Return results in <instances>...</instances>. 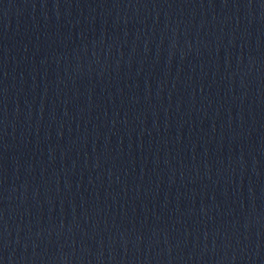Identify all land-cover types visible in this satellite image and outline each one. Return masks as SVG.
<instances>
[{
  "label": "water",
  "instance_id": "water-1",
  "mask_svg": "<svg viewBox=\"0 0 264 264\" xmlns=\"http://www.w3.org/2000/svg\"><path fill=\"white\" fill-rule=\"evenodd\" d=\"M0 264H264V0H0Z\"/></svg>",
  "mask_w": 264,
  "mask_h": 264
}]
</instances>
